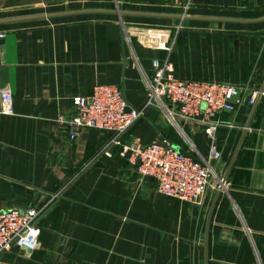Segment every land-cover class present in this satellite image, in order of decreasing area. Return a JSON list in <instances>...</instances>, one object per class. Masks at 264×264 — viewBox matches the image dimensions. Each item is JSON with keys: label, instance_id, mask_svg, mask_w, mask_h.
<instances>
[{"label": "crops", "instance_id": "1", "mask_svg": "<svg viewBox=\"0 0 264 264\" xmlns=\"http://www.w3.org/2000/svg\"><path fill=\"white\" fill-rule=\"evenodd\" d=\"M84 9L123 13L40 16ZM178 14L155 0H0L13 107L0 112V209L57 193L39 218V247L24 256L13 246L0 264H264V0H194L188 17ZM164 57L180 78L242 88L237 107L216 115L218 178L197 204L160 194L111 131L84 127L71 139L57 121L95 83L141 106L153 60ZM130 133L210 160L200 121L172 124L151 106Z\"/></svg>", "mask_w": 264, "mask_h": 264}, {"label": "built area", "instance_id": "2", "mask_svg": "<svg viewBox=\"0 0 264 264\" xmlns=\"http://www.w3.org/2000/svg\"><path fill=\"white\" fill-rule=\"evenodd\" d=\"M155 1L162 7L172 8L180 15L187 16L194 0ZM180 27L181 23L176 29ZM3 36L5 33L0 32V37ZM143 43L167 52L172 47L171 41L168 44ZM255 95L251 94L250 103L254 102ZM241 98L242 88L237 85L180 78L175 73L173 62L164 57L153 60L141 106H129L117 85L95 83L89 94L73 96L74 113L60 115L57 121L67 128L71 139L84 127L111 131V142L119 145V153L128 155L129 162L142 178L152 177L160 194L197 204L204 197L211 179L218 178L208 159L200 160L189 153L180 152L166 139L143 143L138 136L130 133V128L151 106L160 109L172 124H175L176 118L200 121L210 138L208 157L217 159L220 154L214 139L218 125L216 115L223 110H234ZM0 112L13 113L12 94L6 88L0 90ZM56 196L57 193L52 194L44 204L23 211L0 209V254L16 246L21 254L30 256L39 247V218Z\"/></svg>", "mask_w": 264, "mask_h": 264}, {"label": "water", "instance_id": "3", "mask_svg": "<svg viewBox=\"0 0 264 264\" xmlns=\"http://www.w3.org/2000/svg\"><path fill=\"white\" fill-rule=\"evenodd\" d=\"M79 12H113V13H119V14H122L123 12L121 10H105V9H84V10H78V11H64V12H57V13H49V14H46V15H40V16H47V17H51V16H58V15H68V14H74V13H79ZM176 16L177 18H186L188 16H182L180 14L178 15H174ZM30 17H39V16H29L28 18ZM21 19H24V18H14V20H21ZM261 19H264V18H261ZM4 21H8L7 19H1L0 22H4ZM7 85H8V76H7V68L3 65H0V89L2 88H7ZM261 93V91L258 93L257 96H259V94ZM178 151L180 152H183L185 153L183 150L181 149H177ZM215 162V159L213 158H210L209 160V165L212 167V165L214 164ZM149 180H152V177H148ZM221 184L225 181V177L221 178Z\"/></svg>", "mask_w": 264, "mask_h": 264}]
</instances>
